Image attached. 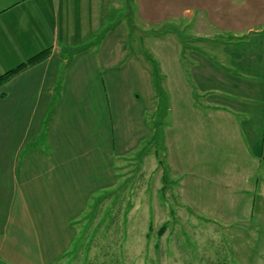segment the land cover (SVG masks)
I'll use <instances>...</instances> for the list:
<instances>
[{
	"label": "crops",
	"instance_id": "crops-1",
	"mask_svg": "<svg viewBox=\"0 0 264 264\" xmlns=\"http://www.w3.org/2000/svg\"><path fill=\"white\" fill-rule=\"evenodd\" d=\"M172 1L160 4L170 14L154 17L157 0H0V74L51 49L0 85V264L62 262L89 199L118 179L114 160L122 165L145 140L162 97L172 116L166 143L182 111L197 152L185 167L172 162L187 201L206 220L249 222L250 255L264 258V0ZM208 20L213 33H198ZM192 68L209 87L196 85ZM176 83L184 100L174 103ZM194 85L230 104L195 107ZM245 115L256 120L249 134ZM94 236V264L141 258L113 222Z\"/></svg>",
	"mask_w": 264,
	"mask_h": 264
},
{
	"label": "rangeland",
	"instance_id": "rangeland-1",
	"mask_svg": "<svg viewBox=\"0 0 264 264\" xmlns=\"http://www.w3.org/2000/svg\"><path fill=\"white\" fill-rule=\"evenodd\" d=\"M162 1L157 0L159 10L154 12V17L168 15L169 11L166 8L160 10ZM169 1L165 0L166 3ZM188 1L190 0H184V2ZM199 1L193 0V4L200 3ZM205 1L210 3L211 0ZM172 2H175L174 7H177L179 0ZM169 10L172 11L171 8ZM188 20L177 19L176 22L181 21L185 24ZM159 21L161 22L156 23L155 27L157 30H163V19ZM205 25L201 27L199 25L196 31L212 34L214 30L210 21L208 20ZM92 37L96 38L97 35ZM163 54L167 56V51H163ZM141 72V70L140 74L138 72L140 76L136 80L142 79ZM192 72L194 73L193 79L197 80L196 85L198 84L201 89L209 87L200 82V71L195 74V69H193ZM159 77H161L160 73ZM132 84H135L133 80L128 82L129 86ZM196 85H194L195 88ZM174 87L176 92L173 95L176 96L174 103L183 101V96L180 99L183 85L176 83ZM198 89L197 87L198 95L194 97L195 107L201 106L206 110L205 104L209 102L208 99L213 102L230 104L226 99L216 96L208 97L202 91L198 92ZM169 101V98L161 99L160 111L156 113V119L151 124L147 121L148 129L145 140L140 141L131 150L132 153L126 155V161L121 165L119 161L114 160L116 169L120 167L118 170L120 176L111 184L112 186L104 191L99 190L98 194L89 199V206L81 213L78 220L80 228L77 230L76 244L70 246L69 254L60 259L62 260L60 264H75V260L78 261H76L77 264H91V262L94 264L96 259L93 253L100 251L92 246L95 243H92L91 237H95L94 235L99 238L103 237L105 222L115 220V216L118 217V222H113L114 229H121L123 234H128V238L124 241L125 246L135 256L136 254L141 256L133 260V264H217L218 261L214 260L222 256H225L226 262L230 264H264V258L256 260L253 255H250L248 242L254 241L255 237L247 233L249 222L243 220L238 222L230 220V223L219 222L216 216L211 220H206L209 214L202 211L198 205L187 201L180 187V176L178 175L181 170L177 173L172 162L178 167H185L190 158L197 157V152L189 146L193 139L187 137L188 117L182 111H177L176 118H173L175 127L170 134L169 143H166L164 125H168L172 120L170 112L164 117ZM176 107L177 110H183L177 104ZM247 107L242 102L237 105L238 109H244V111L249 110ZM247 118V115L241 116L240 120L246 134H249L248 123L254 124L256 120L251 117L247 121ZM157 119L160 123H157ZM156 128H159V131H156ZM183 200H186L187 204ZM231 223L232 225L226 226ZM251 223L257 224L258 222ZM252 229V234L256 235V230L259 228ZM259 249L264 255V243Z\"/></svg>",
	"mask_w": 264,
	"mask_h": 264
},
{
	"label": "trees",
	"instance_id": "trees-1",
	"mask_svg": "<svg viewBox=\"0 0 264 264\" xmlns=\"http://www.w3.org/2000/svg\"><path fill=\"white\" fill-rule=\"evenodd\" d=\"M50 53H51V49H45V50H42V51H40V52H38V53H36V54H34V55H32V56H30L28 59H26L25 61H23V62H21V63H19L18 65H16L15 67H13V68H11V69H9V70H7V71H5L4 73H2V74H0V85L1 84H4V83H6V82H8L9 80H11L14 76H16L18 73H20L22 70H24V69H26V68H28V67H30V66H32V65H34V64H36V63H38V62H40V61H42V60H44V59H46L49 55H50ZM156 81H159V79L161 78V77H159V70H158V68H156ZM199 92V91H198ZM216 92H218V91H216ZM207 93H209V92H205L204 94L207 96L208 94ZM198 95V93H197V91L195 90V95ZM163 98V97H162ZM161 98V99H162ZM209 101V100H208ZM210 102V101H209ZM206 103L205 104V108L206 109H214V108H219L218 106H215V104H213V103ZM208 104V105H207ZM255 141L256 140H254V141H251L250 142V146H255ZM252 148V147H251ZM253 149V148H252ZM254 150V149H253ZM164 177V176H163ZM117 192H118V190H117ZM121 194L123 195V193L121 192ZM125 195V194H124ZM118 215V214H117ZM115 220L114 219H112L111 220V222H118V217L117 216H115ZM101 222H102V220H101ZM110 222V221H109ZM163 227H165V226H163ZM117 230H118V233H119V230L120 229H118V228H116ZM161 230H162V228H161ZM164 230H165V228H164ZM164 230L162 231V233L164 232ZM114 244L113 243H110V242H107V246L109 247V246H113ZM108 247H107V250H108ZM111 251V250H110ZM220 260V261H219ZM226 257L225 256H222V257H217V259L216 260H214V261H218V263L217 264H230V263H228V262H226ZM216 264V263H215Z\"/></svg>",
	"mask_w": 264,
	"mask_h": 264
}]
</instances>
